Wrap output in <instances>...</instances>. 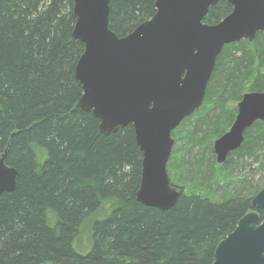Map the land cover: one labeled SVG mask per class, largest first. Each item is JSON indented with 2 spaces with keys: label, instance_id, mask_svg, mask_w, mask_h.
I'll return each mask as SVG.
<instances>
[{
  "label": "trees",
  "instance_id": "trees-1",
  "mask_svg": "<svg viewBox=\"0 0 264 264\" xmlns=\"http://www.w3.org/2000/svg\"><path fill=\"white\" fill-rule=\"evenodd\" d=\"M155 3L110 0L111 30L127 37L156 14ZM232 11L220 2L204 23ZM75 24L74 0H0V158L18 171L16 190L0 197V264H213L244 216L264 220L252 207L264 184L249 193L232 173L264 155V122L224 165L213 152L243 95L264 92V33L223 48L202 108L175 131L188 126L187 140L201 132L194 141L203 150L191 160L188 146L172 153L168 172L182 195L164 212L137 201L143 154L133 126L106 135L79 107L75 69L85 47Z\"/></svg>",
  "mask_w": 264,
  "mask_h": 264
},
{
  "label": "water",
  "instance_id": "water-1",
  "mask_svg": "<svg viewBox=\"0 0 264 264\" xmlns=\"http://www.w3.org/2000/svg\"><path fill=\"white\" fill-rule=\"evenodd\" d=\"M228 2L233 12L204 24L211 7ZM110 0H74L75 40L85 49L76 69L83 88L79 107L100 121L106 135L133 126L143 154L137 201L169 211L182 192L173 187L168 163L184 120L202 108L225 46L253 42L264 32V0H156V14L121 38L110 28ZM264 122V92H248L231 129L214 143L219 165L239 150L245 133ZM0 158V197L17 188L18 171ZM264 211V188L252 199ZM213 264H264V220L244 216L216 248Z\"/></svg>",
  "mask_w": 264,
  "mask_h": 264
},
{
  "label": "rangeland",
  "instance_id": "rangeland-1",
  "mask_svg": "<svg viewBox=\"0 0 264 264\" xmlns=\"http://www.w3.org/2000/svg\"><path fill=\"white\" fill-rule=\"evenodd\" d=\"M195 122H196L195 119L192 118L191 124H194ZM181 127H183V126H181ZM187 127L188 126H185L181 131L175 132V134H174L175 145H174L173 152L179 151L180 149H185L188 146V152L186 154V158L191 160V159H193V157L198 156L199 153L202 152V150H203V148H202L203 146L198 144L197 141H194V140H197V138H199L200 135H202V133L200 132L196 135L194 134V140L184 139L183 135L187 133ZM213 147H214V142H213ZM213 152H214V149H213ZM262 154H264V153H262ZM205 155H207V157H210V154L208 153V151L205 153ZM230 158L231 157L229 156V159ZM229 159H228V161H229ZM210 161H212V157H210ZM171 162H173L172 158L170 159V163ZM234 162H238V159H234ZM263 162H264V155H259L258 160L255 161V159H253V158L251 160H247L245 162L244 167L240 165L238 168H236L232 171L233 175H237V172H239V174L237 176L238 179L240 177L243 180L244 179L248 180L249 186L247 189L249 190V193H252L255 189H257V190L261 189L263 184H264V172H263V170L260 169V164H262ZM177 164H178V162H177ZM169 177H170V175H169ZM235 179H236V176H235ZM235 179L233 177L234 183L237 182ZM170 181H172L171 177H170ZM233 182L231 183V186L233 185ZM180 184H182V183H180ZM82 242L86 246V244H87L86 239H84Z\"/></svg>",
  "mask_w": 264,
  "mask_h": 264
}]
</instances>
